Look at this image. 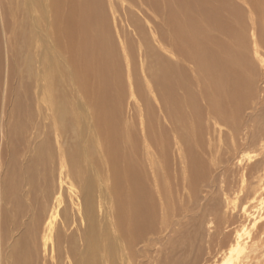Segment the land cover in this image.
<instances>
[{"label": "bare ground", "instance_id": "obj_1", "mask_svg": "<svg viewBox=\"0 0 264 264\" xmlns=\"http://www.w3.org/2000/svg\"><path fill=\"white\" fill-rule=\"evenodd\" d=\"M50 1L48 6L54 16L53 40L57 43L56 46H51L53 50H49L46 45L47 51L45 50L40 58L44 61L48 57L46 52L55 55L57 59L52 63L59 64L58 76L59 73L64 74V79L67 75L68 79L74 81L73 85L77 84L79 89H83L90 102L95 105L94 111L97 110V114H94V120L92 116L90 118L94 123L95 136L99 135L102 142L103 126L109 130L107 143L102 142L99 146L102 154L103 148L109 157L115 152L119 110L113 104L120 106L123 104L122 100L124 102L127 98V95L116 92L119 84H126L130 97H136L137 94L147 103L156 102L163 114L164 123L161 119L158 123L151 120V128L144 130L140 152L145 154V158H140V162L143 160L145 164V176L133 163L125 170L126 178L131 180L132 187L128 202L134 207V214L129 219L130 224L135 222L139 228H143L150 224L149 221L154 217L155 202L146 186L147 178L155 190H152V193L163 206L161 211L165 221L175 204L183 202L186 197L183 191L188 190L190 198L198 197L200 184L207 181L208 177L214 189L212 195H218L216 190L219 186L218 191L224 197L226 195L227 204L233 202L236 205L238 201L242 203L250 198L249 192L264 191V128L249 125L250 122L246 124V128L239 124L240 113L246 108L248 96L252 93V84L243 72V67L247 64L248 42L242 31L246 23L245 11L238 0H163V5L159 8L164 12V22L161 26H152L153 39L158 43L144 47V42L138 40L142 43L138 46L141 67V76L138 79L136 59L129 51L128 41L122 37L118 41L111 26V20L117 18L118 0ZM29 2L30 5L28 3L27 6L32 10L36 9L40 1ZM123 2L124 0L120 5L126 11ZM261 2L264 4V0ZM143 3L145 0H141L139 4ZM150 3L153 6L157 2L152 0ZM127 11L133 22L131 15L135 12L133 9ZM118 35L121 34L117 33ZM165 35L170 37L162 43L159 37L163 39ZM221 35L230 39L231 43ZM159 46L164 53L157 49ZM153 55L157 58L152 57ZM149 58L152 62H149ZM37 62L44 67L40 59ZM183 62L189 65L190 73L197 76L196 78L192 80L189 77ZM41 77L45 76L41 74ZM59 83V79L48 78L44 87L55 91ZM141 86H144V92ZM197 90L202 93L206 105L210 106L207 108L215 116L203 115L204 106L198 101ZM60 92L58 90L56 99L49 97L50 115L54 119L58 117L59 122L67 121L69 126L62 129L67 132L76 120L72 108L74 105ZM162 101L165 108L169 102L174 110L164 111L160 107ZM184 104L191 108V122L185 121V116L179 109ZM16 105L20 113H23L21 103L17 102ZM139 110L142 114L141 108ZM68 113L72 114L71 118L65 120ZM177 115H180L181 121L187 125L193 142L196 141L203 152L201 155L194 149L191 137L182 134V129H178ZM164 124H169L168 129L161 127ZM18 127L23 129L21 123ZM205 134L210 142L207 151L203 148L206 147ZM109 139L114 145L113 149L109 148ZM247 148L253 149L252 154L244 151ZM204 153L209 156L207 159L204 158ZM51 155L50 146L46 142L33 163L26 167L0 170V264L2 260L7 264H35L38 259L33 255L36 251L30 241L37 239L40 224L43 226V251L48 252L50 249V261L42 264H99L98 241L103 236L100 229L106 218L116 235L114 238L118 240L123 235L126 210L123 207L124 198L113 195L112 201V198L108 199L107 196L97 197L93 188L97 177L95 181L93 178H85L80 191L77 190L75 176L72 175L73 178L70 179L69 160L67 161L62 149L59 151L61 167L58 187L53 185V173L47 178L44 177L43 183H37L44 172L45 175L48 174L46 161ZM115 155L118 156V152ZM69 156L72 157L73 154L70 153L68 158ZM209 159L211 160L207 164ZM116 179H122L121 170L116 172ZM27 185L29 187L26 192L24 190ZM250 187L251 191L248 190ZM118 188L116 181L114 194H118ZM38 189L45 194L46 203H49L44 206V212H47L40 216L33 212L32 224L25 225L21 220L30 211L25 208L19 193L23 190L31 202L34 195L35 201L32 203L39 209L42 206V198L34 194L35 190L39 192ZM65 190L69 193L67 200L64 196ZM229 194L233 195L232 199ZM217 203L213 209L211 207L212 210L209 209L213 216L208 218L207 238L210 248L216 241L221 251L222 259L217 264H264V197L253 200L250 204L251 210L244 207L245 219L233 230L227 228L235 217H226V213L223 214L225 217L222 216L217 212ZM183 206L173 212L175 217L185 212ZM60 215L62 219L57 227L56 222ZM203 218H206V215ZM176 221L179 222L172 224L178 225L182 220ZM203 221L200 222L201 226ZM17 227H21V230L15 234L14 228ZM55 235V244H48ZM202 243V235H199L200 248L203 247ZM79 244L84 247V254L75 253ZM111 246L117 247V242L112 241ZM68 257L71 258L69 261Z\"/></svg>", "mask_w": 264, "mask_h": 264}, {"label": "rangeland", "instance_id": "obj_2", "mask_svg": "<svg viewBox=\"0 0 264 264\" xmlns=\"http://www.w3.org/2000/svg\"><path fill=\"white\" fill-rule=\"evenodd\" d=\"M39 1L36 9L29 10L27 6L28 3L30 5L29 0H0V170L28 166L31 162L33 163L34 158L40 153L43 145L47 142L52 152V155L46 161L48 163V174L45 175L44 172L41 176L42 178L37 180L38 184L43 183L44 177L47 178L50 173H53V185L54 187H58V176L61 167L59 151L62 149L66 154L67 161L69 160L68 170L71 172L70 179L73 178L72 175L75 176L74 183L77 190L80 191L81 184L85 178H93L92 180L95 181L97 177V182L93 185L97 197L107 196L108 199L112 198V201L114 199L113 195L115 197L117 195L121 199L124 198L123 207L126 210L124 226L122 225L124 230L123 235L116 240L117 238H114L116 235L106 218V222L104 221L100 229L103 236L98 241L97 257L99 264H217L222 259L221 251L218 249L216 241L211 248L208 246L207 241L208 218L213 216L211 212L213 206L218 202L219 208L217 212L222 216L226 213V217H235L232 224L227 228L233 230L237 224L245 219L244 207L251 210L250 204L252 201L263 198L264 191L249 192L250 198L243 200L242 203L238 201L236 205L233 202L227 204L225 201L226 195L224 197L218 191L220 189L218 188L219 186H217L216 190L218 195H212L214 189L210 183V177H208L207 181H203L200 184L201 189L198 197L191 196L190 198L188 190L183 191L186 196L185 200L183 199V202L180 201V203L177 202L175 204L167 221H165V219L163 220L161 211L163 206L158 197L152 193V190H155L152 189L151 183L147 178L146 186L155 202L154 217L149 221L151 223L143 228H139L135 222L130 224L129 219L134 214V207L132 203L128 202L132 187L131 180L126 178L125 170L127 169L126 167L131 166V163H133L142 172V175L145 176V164L142 162L143 160L140 162V158H145V154L140 152L143 142L142 137L145 133L144 130L148 131L151 128V120L157 121V123L159 119L163 120V114H161V110L156 102L151 101L147 103L137 94L136 97H130V91L126 88V84H119L116 92L127 95V98L124 102L122 100L123 104L120 106L113 104L119 110V113L117 112L119 120H117L116 125L117 141L114 146L109 139L108 145L110 149H113L114 146L115 152L113 156L109 157L103 148L105 155L104 153L102 154L99 146H101L102 142L107 143L106 138L109 130L103 126L101 130L103 133L102 142L99 135L95 136L93 123L94 114H97V110L94 111L95 105L93 102H90L83 89H79L77 84L73 85L72 82L74 81L70 78L68 79L67 75L64 79L62 77L64 74L59 73L58 76L57 69L59 68V64L52 63L53 60L57 59L55 55L52 56L49 55L50 52H46L48 57L44 61L40 58L41 54H44L46 50V45L49 50H53L51 46H56L57 42L53 40L52 22L54 21V16L48 6L51 1ZM118 1L117 18L114 21L111 20V26L115 33L114 37L116 35L115 38H118V41L121 40V37L123 40L128 41L129 51L132 57L136 59V78L138 79L141 76L140 48L138 46L142 44L138 40L144 42V47L148 46V44L153 45L158 43L153 39L152 33L154 29L152 26H161L162 22H164V12L159 8L163 5V0H154L157 3L153 6L150 3L152 0H145L143 4H139L141 0H129V3L126 2L127 0H124L123 4L127 8L126 11L120 5L122 4V0ZM238 2L244 7L246 23L242 27V31L245 33L248 42L246 48L247 64L243 67V72L252 84V93L248 96L246 108L240 113L239 124L241 127L246 128V124L250 122L249 125L253 124L264 128V4L261 0H238ZM130 4L134 5V7ZM130 9H133L135 12V14L131 15L134 18L133 22H131L130 13L127 11ZM141 9L144 11H141ZM116 29H118V32ZM117 33L121 35L117 36ZM221 36L230 40L223 35ZM169 37V35H165L163 39L160 37L159 39L162 43H165V39L167 40ZM118 49L120 52L121 49L119 47ZM146 49L148 51V48ZM157 49L161 53H164L160 46ZM153 52L157 53L156 51ZM154 56L157 58L156 55L152 57ZM38 59H40L44 67H41V63L37 62ZM149 62H152L151 58H149ZM183 63L185 69L189 72V77L192 80L196 78L197 76L190 73L189 65L185 62ZM41 74L45 77L42 78ZM48 78L60 80L57 90L54 91V89L51 90L44 87L45 80ZM124 81H126V74L124 75ZM203 82L204 79L202 77L201 83L203 84ZM89 88L92 89V87ZM141 88L144 92V86H141ZM58 90L74 105L72 108L74 109L76 120H74L71 130L67 132L62 130L64 126L68 125L67 121L62 119L63 121L59 122L58 117L54 119L50 115V98L56 99ZM122 91L123 93H121ZM196 92L199 103L204 106L203 115L205 117L208 114L210 117L215 116L207 108V106H210L206 105L202 93L198 90ZM17 102L21 103L23 113H20L17 108ZM160 107L164 111L174 110L172 109V104L169 102L165 108V104L162 101ZM140 108L142 114L139 110ZM179 109L182 110L185 121L191 122L193 118L190 112L191 108L184 104ZM71 115V113H68L65 116L66 118L64 117L65 120L70 119ZM91 116L93 120L90 119ZM176 117L179 119L178 129H182V134H188L191 137L192 134L187 129V125L184 124L183 120L181 121L180 115ZM164 122L163 120L162 123ZM19 123L23 126L22 130L19 127L17 128ZM169 123L172 125L171 121ZM168 125L164 124L161 127L166 130L165 128ZM188 125L191 126L190 123ZM56 128L58 129L56 130ZM207 136L206 134L204 136V140L206 141V147H203L205 148L204 151H207V145H210ZM191 140L194 149L201 155L203 152L200 151L197 142H193V137H191ZM244 151L252 154L253 149L247 148ZM117 152L118 156L115 155ZM70 153L73 156H69L68 158ZM208 157L204 153V158L207 159ZM210 160H208L207 164H209ZM120 170L122 172V179L118 180L116 179V172ZM116 181L119 186L118 194H114ZM102 185L105 186L102 187ZM25 187L24 191L27 192L29 186ZM38 190L39 192L35 190L34 194L42 198V206L39 209L35 208L36 206L33 204L35 201L34 195L32 203L29 200V196L25 192L23 193V190L19 193L22 202L24 201L25 208H28V211H30L21 220V223L25 225L32 224L33 218L31 215L33 212H36V215L39 214V216L47 212L46 210L44 212V206H47L49 203H46L45 194H42L40 189ZM248 190L251 191V187ZM229 195V198L232 199L233 195ZM64 196L67 200L69 197L67 190L64 191ZM182 205H184L183 209H185V212L175 217L173 212H176ZM205 215L206 218H203ZM184 216L187 217L184 218ZM61 219L62 216L60 215L57 218V227ZM176 220L182 221L178 225H173V222H179ZM201 221H203L202 226L200 225ZM116 226L121 229L119 224ZM21 227L14 228L15 234H17L16 232H20ZM42 227L40 224L37 239L30 241V245L32 244V247L36 251L33 255L38 259L35 264L50 261V249L48 252L43 251ZM199 235H202L203 238L202 248L198 246ZM55 239H57L56 235L55 238L53 236V239L48 244H55ZM112 241L117 242V247L111 246ZM75 250L77 255L84 254L85 252L84 247L80 244L77 245ZM70 259L68 257V261ZM65 261L67 262V258ZM1 264L7 263L2 260Z\"/></svg>", "mask_w": 264, "mask_h": 264}]
</instances>
